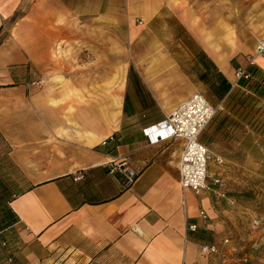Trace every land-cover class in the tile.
Masks as SVG:
<instances>
[{"label":"crops","instance_id":"obj_1","mask_svg":"<svg viewBox=\"0 0 264 264\" xmlns=\"http://www.w3.org/2000/svg\"><path fill=\"white\" fill-rule=\"evenodd\" d=\"M261 40L264 0H0V182L16 190L0 235L16 239L14 264H264V100L210 102L224 110L201 137L200 196L180 186L184 141L144 133L209 93L203 54L232 91L233 60L264 72Z\"/></svg>","mask_w":264,"mask_h":264},{"label":"built area","instance_id":"obj_2","mask_svg":"<svg viewBox=\"0 0 264 264\" xmlns=\"http://www.w3.org/2000/svg\"><path fill=\"white\" fill-rule=\"evenodd\" d=\"M255 55L264 56V40L259 42ZM237 77L239 80L245 77V71L242 69L238 70ZM222 110H224L222 105L216 108L202 93H196L173 113L166 116L163 122L144 130V133L153 145L178 139L184 141L185 145L181 155L179 169L180 186L183 190H192L197 196L209 190V164L212 161L210 149L201 142V137L213 121L217 112ZM113 140H115L114 137L108 141H104L102 146L106 147L108 142ZM112 172L115 173L116 169H113ZM135 176L136 174L134 172H130L128 183H131ZM81 178L82 176H77L76 180ZM214 186L220 191L219 195L225 198L226 183L220 179H216L214 180ZM201 217L203 219L207 218L204 212L201 213ZM187 230L196 233L198 227L193 224H188ZM225 243H229V240H226ZM6 246L7 243L4 242L2 247ZM217 251V247L214 245H205L201 248L203 255L215 254ZM7 260L10 264H14L12 256H9ZM226 263V260H224L221 264ZM242 263L250 264V258L248 256L244 257Z\"/></svg>","mask_w":264,"mask_h":264},{"label":"trees","instance_id":"obj_3","mask_svg":"<svg viewBox=\"0 0 264 264\" xmlns=\"http://www.w3.org/2000/svg\"><path fill=\"white\" fill-rule=\"evenodd\" d=\"M203 61L207 62V67L205 73L201 76V79L202 81L207 80L210 91L215 95L218 100H222L228 95H230V97L234 95L235 99L237 100V103H242V105H246L252 110H254V107L257 106L256 104L258 102L264 100V72L261 71L257 66L249 65L245 70V77H242L238 82V86H240V88H237L236 90L232 91V84L222 73H220L216 69L214 63L210 59H208V57L204 54ZM232 65L237 70H240V67L238 66L235 60L232 61ZM116 137L117 135L115 134L114 138ZM201 142L205 144L202 141V138ZM113 145L114 150L116 149L117 143ZM15 197L16 190H14V188L11 187L9 184L7 185L5 183L0 182V208L5 204L9 203ZM8 226L10 225L6 223L2 230L7 229ZM11 250L13 251V253H15V247L12 246L4 251ZM12 255L10 254L9 256Z\"/></svg>","mask_w":264,"mask_h":264},{"label":"rangeland","instance_id":"obj_4","mask_svg":"<svg viewBox=\"0 0 264 264\" xmlns=\"http://www.w3.org/2000/svg\"><path fill=\"white\" fill-rule=\"evenodd\" d=\"M139 25L141 24L142 25V22L139 21L138 23ZM180 31V30H179ZM150 33H152V30H146V29H142V31L139 33V36H142V35H150ZM180 35H185L183 34L181 31H180ZM129 52H130V55H129V60H130V63L132 62L133 63V56H132V46H129ZM202 94L211 102V103H214V102H217V98L215 97V95L209 91V93H203ZM156 114L155 111H150V112H147V116L149 115V117H153L154 115ZM162 117V116H161ZM7 243V246L6 247H2V244L3 243ZM16 243V239L14 238L13 234L10 232H6L5 234H1L0 235V264H9L8 262V256L10 254H13V251H4L6 250L7 248H10L11 246L12 247H15ZM16 248V247H15Z\"/></svg>","mask_w":264,"mask_h":264}]
</instances>
